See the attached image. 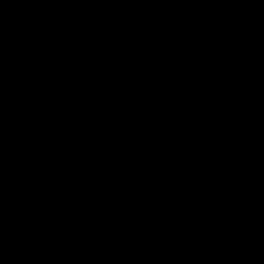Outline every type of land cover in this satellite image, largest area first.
Instances as JSON below:
<instances>
[{
  "label": "trees",
  "instance_id": "16d2710c",
  "mask_svg": "<svg viewBox=\"0 0 264 264\" xmlns=\"http://www.w3.org/2000/svg\"><path fill=\"white\" fill-rule=\"evenodd\" d=\"M2 3L0 33L35 59L18 34L47 3ZM236 4L247 19L231 26L224 10ZM82 7L84 26L116 73L97 78L89 71L73 85L79 66L65 61L51 74L53 83L66 82L59 94L76 120L61 126L47 156L18 149L14 129L0 138V163L11 176L3 223L10 227L26 211L63 209L73 215L71 240L83 248L82 233L87 247L94 237L110 244L114 264L147 255L151 264H264V229L240 233L238 247L218 242L232 191L250 179L226 169L257 162L234 153L237 137L258 136L264 152V0H82ZM127 8L140 9L147 27L118 37L117 17ZM221 25L230 40L213 48L211 29ZM21 99H6L4 110ZM38 143L47 150L46 138Z\"/></svg>",
  "mask_w": 264,
  "mask_h": 264
},
{
  "label": "clouds",
  "instance_id": "9594fccd",
  "mask_svg": "<svg viewBox=\"0 0 264 264\" xmlns=\"http://www.w3.org/2000/svg\"><path fill=\"white\" fill-rule=\"evenodd\" d=\"M47 7L38 17L25 21L29 27L18 34V39L30 47L31 53L16 43L10 33H0V138L15 130L12 142L18 149L35 152L36 158L47 156L55 148L62 125L75 124L76 116L71 110L65 111L67 96L59 94L65 81L53 83L51 74L56 73L65 61L77 64L72 84L83 78L89 71L96 77L114 76L118 65L106 59L102 43L92 33L91 27L84 26L85 16L82 0H44ZM0 10L3 3L0 0ZM120 25L118 37L129 38L147 27L144 15L138 8H127L117 17ZM5 36L8 42L5 43ZM231 33L223 27L211 29L213 48H224ZM11 70L7 80L4 75ZM22 94L21 106L13 105L4 110L6 99ZM75 134V133H73ZM47 139L49 146L38 141ZM258 136H238L233 145L234 153L241 158L255 156L250 166L226 169L229 177L241 173L250 179L232 191L230 196V219L221 225L218 242L240 246V233L252 234L264 229V152ZM239 165L240 161H234ZM0 163V171L2 170ZM234 180L233 183H236ZM238 219V231H230L232 222ZM10 227L4 234L0 225V264H70L69 258L61 254L63 248L58 218L51 210L39 211L33 215L26 211L19 218L8 220ZM5 244L9 245L5 248Z\"/></svg>",
  "mask_w": 264,
  "mask_h": 264
},
{
  "label": "crops",
  "instance_id": "0c3cea01",
  "mask_svg": "<svg viewBox=\"0 0 264 264\" xmlns=\"http://www.w3.org/2000/svg\"><path fill=\"white\" fill-rule=\"evenodd\" d=\"M2 170L3 171H0V213L4 212V208L6 209L8 208V204L5 203V199L4 198L2 199V192H4L7 189H10L9 182L11 180L9 169L6 167H2ZM50 210L52 212H56L57 218H59V215L64 211L63 209H50ZM72 216H73L72 214L68 213L64 221L63 227H65V233L64 234L61 233V237H62L61 242L63 244L61 254L66 255L69 258L70 264H114L110 262V261H113L112 260L113 259L112 258L113 257L112 247L110 246V244L109 246H103L99 238L94 237L97 235L96 233L93 236L95 239V241H93V244H95L94 246L89 245V247H87V245H84V243L85 244L90 243V240L87 239L88 238L87 235H84L83 237L82 233H81V241L83 243V248L71 240L70 229L72 225V218H73ZM0 225H2L4 234H7V230L9 226H6V224L3 223V219L1 215H0ZM5 227L7 230H5ZM8 247L9 245L5 244V248H8ZM86 247L89 249L95 250V252H89ZM87 254H93V256L91 257V260L88 259ZM92 258L93 260L94 259L102 260V258L106 259L105 260L106 263H102V262L92 263L90 262L92 261ZM141 260H143L141 259V257L131 256V258L126 260L123 264H151L150 261L147 262V261H141Z\"/></svg>",
  "mask_w": 264,
  "mask_h": 264
},
{
  "label": "rangeland",
  "instance_id": "374dc122",
  "mask_svg": "<svg viewBox=\"0 0 264 264\" xmlns=\"http://www.w3.org/2000/svg\"><path fill=\"white\" fill-rule=\"evenodd\" d=\"M224 11H225L224 12L225 13L224 14L225 15V19L231 26L239 24L243 20L247 19V17L244 15L243 9H242L240 4L226 6ZM53 209H56V208H53ZM53 213H55V215H56V212H53ZM67 214H68V211H63L59 215L58 222L60 224V234L61 233H63V234L65 233V227H63V225H64V221H65V218H66ZM145 255H147V254H145ZM141 259H143L141 261H147V262L152 260L148 255L147 256H143V258H141Z\"/></svg>",
  "mask_w": 264,
  "mask_h": 264
}]
</instances>
